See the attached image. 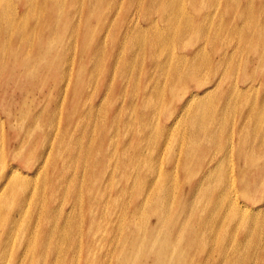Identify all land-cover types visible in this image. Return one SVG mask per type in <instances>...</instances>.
<instances>
[{"label": "bare ground", "instance_id": "obj_1", "mask_svg": "<svg viewBox=\"0 0 264 264\" xmlns=\"http://www.w3.org/2000/svg\"><path fill=\"white\" fill-rule=\"evenodd\" d=\"M7 1L0 0L1 94L6 93V85L9 86L10 82L17 81L15 77L21 71L34 73L38 81L41 80L39 77L44 70L50 71L52 78L55 73L63 78L72 76L75 60V56L72 57L75 48L73 42L63 46L59 53L61 56L59 63L51 64L53 60H49L48 69L44 68L46 65L41 64L44 59L53 55L58 57V45L63 34L73 37L82 36L83 42L80 47L89 54L88 65L85 62L78 65L74 88L64 91L70 95L66 99V106L74 111L69 112L65 117L64 128L59 134L53 133L58 120L56 113H53L49 120L51 125H40L37 119L33 122V125L42 129L40 137L27 134L21 140L15 139L11 130L9 134L3 132L5 135L2 136L0 133V170H2L0 198L20 200L22 194H27L32 189L29 182L32 179L38 180L42 170L47 166L54 169L57 161L63 159L61 157L63 152L67 158L72 156L71 160L75 164L82 163L85 159L92 164L88 168L89 179L91 183L97 185L95 188L90 186L87 189L85 195L89 199L93 198L94 192H97L99 198L104 201V206L110 203L120 209L126 204L124 195L132 199L131 205L127 204L124 207L126 216L123 223L128 230L136 229L138 235L141 230L145 232L146 229L148 230L147 244H143L140 251L142 255L148 252L151 260L155 261L148 263L149 259L138 256L139 253L135 254L133 251L130 253L133 255L132 258H124V255L120 257V260H127L120 261L121 264H170L169 260H177L175 264H191L196 260H203L202 264H246L243 261L248 260V256L254 264H264V208L254 210L258 201L249 203L244 195H241L243 193L240 194V189L244 190L250 183V180L248 184L244 180L247 176L245 174L247 165L257 168L258 172L263 168L259 163L264 158V0H246V3H243V0H202L201 3H197L200 5L197 12L188 18L184 26L170 25L177 15L176 12L181 16L182 11L167 8L169 0H149L152 8L158 7V19L167 25L169 23L168 29L160 30L154 27L155 22H152L151 25L139 27L134 31H130V24L135 16L133 9L138 10L141 18L149 16L141 9L143 0H120L123 2L120 9H116L119 0L89 2L21 0L23 2H21V10L8 9ZM219 2H223L226 7L219 5L216 11H212L210 4ZM172 3L173 0H170L169 7ZM223 8L224 11L233 8L232 13L226 20L218 19L213 26L210 21L215 19V15L220 16ZM98 12L103 14L97 22L93 15ZM14 13L16 15L22 13L19 16L21 21L19 24L15 22ZM113 13L116 15L111 19ZM83 18L84 29L77 27L78 22L83 21ZM181 18L184 19V15ZM107 22L108 25L105 26ZM92 23L96 25L91 30ZM114 25L118 29L121 26L120 33L124 35L119 48L129 45L131 51L133 49L135 51V56L132 54L121 59L123 73L125 72L123 67L128 69L134 66V61L143 51V45L150 51L152 58L149 60L152 64L149 70L156 65L155 76L145 75L143 79L149 83L156 82L158 71L161 69L164 73L168 64H171L169 80L178 79L182 84L178 93L181 99L180 108L175 109L171 114L172 122H179V117L185 114L182 109L184 106L189 107L188 110L191 109V115L185 118L189 132L182 133L183 135L178 133L173 137L175 143L178 141L183 143L181 149L187 158L184 162L186 171L183 172V191L180 196L178 195L172 209L169 203L153 207L154 201L144 202L143 196L156 193V187H151L148 191L147 182L137 184L128 181L131 169L137 167L139 163L144 168H139L137 178L145 179L148 169L153 165L151 159L141 154L142 133L148 131L144 113L147 109H153L145 104L141 110L142 115H133V109L136 107V97L139 99L156 97V88L149 90L147 86L142 88L139 83L134 82L135 86L129 91L128 78L124 79L121 87H116L112 91L113 96L120 94L118 105L122 108L115 111L112 126L104 128L96 138L90 135L93 125L89 117L86 116L81 121L77 114L84 112L86 101L95 100V93H89L87 88L96 80L101 68L105 69L103 80L107 81L110 80L112 73L118 70V54L110 61L107 57L104 58V54H98V51L104 53L106 51V44L100 38L104 26L111 28ZM130 32L134 34L132 40L128 42L126 38ZM147 35H150V39L144 38ZM176 38L180 42L178 56L172 54L169 48V44ZM245 42H250L249 49L255 53L251 65L239 64L237 60V54ZM22 47L25 54L20 52ZM208 47H210L209 51H207ZM103 62H109L111 67H104ZM56 92L62 94L63 88L56 86L54 93ZM76 97L77 101L74 99ZM125 103L131 108L128 122L132 127L131 133L124 138L134 136L137 137V141L121 144L119 128L127 113L124 108ZM152 103L153 100L148 101L149 105ZM109 104L110 102L105 103L103 110L106 111ZM93 111L94 109L91 108L90 112ZM36 112L37 110L32 113ZM21 114L25 116L24 111ZM79 121L83 128V137L70 135L72 127L76 123L79 125ZM225 124L229 127L224 129ZM49 139H52L50 144L47 143ZM147 149L149 150L150 147L148 146ZM154 149L155 147L150 151ZM87 151H90V157L86 158ZM195 151H199L201 156L193 160ZM205 153H213L211 161L203 157ZM137 154L139 161H136ZM26 157L32 158V161L26 163L29 166L21 167L27 169L26 171L32 170V177L23 174L12 164H6V160L20 161ZM61 163L59 167L61 169L54 171L55 177H51V181L44 180L43 188L50 184V197L46 202L34 208L33 204H30V210L14 211L12 218L7 215L3 217L0 222L3 234L10 235L12 230L7 231L9 225L38 214L35 218L37 227L41 226L45 217L47 222L46 228L39 229L37 235L43 244L48 241L54 243L53 240L57 237H68L74 244L77 243L78 233L75 228L66 231L64 228H52L51 224L55 217L59 216L63 220V213L60 215L54 213V208L60 198L70 195L69 191H63L66 181L70 179V187L73 186L70 193H75L78 184V180L74 177L60 173L66 168L64 162ZM171 166L168 174L175 167L173 163ZM112 167L113 172H110L109 169ZM195 173L199 174L198 179ZM114 181H117L120 187L114 195L109 196L113 189L108 191L107 189ZM256 183L257 177L253 179V184ZM262 196L261 203L264 202V195ZM80 197L83 195L80 194ZM144 208H150L152 216L148 227V216L144 213ZM132 209L134 213L129 215ZM5 210V206H0V212ZM196 212H198L197 218L194 215L184 221L187 214ZM135 214L138 218L143 215L145 220H140L142 216L135 221L133 219ZM99 216L101 214L96 211L92 217L89 230L92 245L103 244L106 241L104 233L110 232L112 235L117 230L115 224L96 223V217ZM169 221H171L170 232L162 229ZM218 227L225 229L222 240L217 237ZM18 233H23L24 237L28 236L27 231H18ZM240 235L246 236L245 239L239 240ZM175 236L177 238L173 240ZM61 246L62 244L59 243L54 245L53 249H49L48 253L52 252V257L46 260H60V264L68 263L67 259L70 263L76 261L79 254L73 253L71 256L62 255V257L58 255ZM0 247V264H7L4 260L12 254L8 251L9 244L0 242ZM27 257V253L19 258L12 255L14 261L11 264H25ZM51 264L54 263L51 261Z\"/></svg>", "mask_w": 264, "mask_h": 264}, {"label": "rangeland", "instance_id": "obj_2", "mask_svg": "<svg viewBox=\"0 0 264 264\" xmlns=\"http://www.w3.org/2000/svg\"><path fill=\"white\" fill-rule=\"evenodd\" d=\"M6 1V0H4ZM23 1V0H22ZM21 0H8L9 7L8 9L14 8L15 10H21V4L23 3ZM90 0H86V2H89ZM170 1V0H169ZM169 1L167 3V8H170V10L173 11H182V15H184V19L181 18V16L178 15L176 12L175 19L171 22L170 25H186V21L189 17H192L195 12H197V8L200 7V5H197V3H201L202 0H173L172 5L169 7ZM22 2V3H21ZM123 2L118 3V6L116 9H120ZM243 3H246V0H243ZM222 5L224 8L226 5L223 2L210 4V9L212 11H216V8ZM224 8L222 10V13L220 16L215 15V19L211 20L210 23L213 24V26L216 25V22L218 19H224L226 20L229 15L232 13V9H228L224 11ZM13 9V10H14ZM141 9L144 13L148 14L149 16L143 17L147 18L148 20L153 21H147L140 17L139 12L137 9H133V12L135 14L133 18L131 26V30L138 29L139 27H146L147 25H151L152 22L154 23V27H157L158 29H168V25L165 24L162 20L158 19V7L152 8L149 0H143V4L141 6ZM15 14V13H14ZM22 13H19L18 15L15 14V22L20 23L19 16ZM103 12H98L93 15V17L96 18V21L98 22L100 20V17L102 16ZM116 15V13H113L111 16V19ZM0 16H1V10H0ZM77 27H85V21L83 18V21L80 23L78 22ZM96 23L91 24V30L94 29ZM108 25V22L105 24V26ZM120 25V24H118ZM100 34V38L104 40L106 44V51L101 52L98 51V54L103 55L104 58L107 57L110 61L116 54H118L119 57V65L118 70L110 76V80H103V74L105 72L104 68H101V70L97 74L96 80L92 83V85L87 88V91L89 93H95L96 98L93 101H86L85 110L84 112L77 113L79 116V119L82 121L86 116L89 117V120L92 122L93 129L90 132V135L94 138H96L98 135H100L103 132L104 128H109L112 126L113 118L115 115V111L119 108H122L118 105L120 94L112 95V91L116 87H121V83L124 79L128 78L127 84H129V91L132 90V88L135 86L134 82L136 84H140L142 88L148 87L149 90H153L154 87L157 90L156 97H151L148 99H139L136 97V107L133 109L134 114L133 115H142L141 110H143L144 105H148L151 109H147L144 113L146 116L145 121L147 122V129L148 131L142 133V141H143V149L141 154L143 157L147 159H151L153 162V165L149 171L147 172V175H145L144 178H137L138 170L139 168H144L140 163L137 167L131 169V173L129 175L128 181L130 183H137V184H143L144 182H147V188L148 191L154 187L157 188L156 193L154 194H146L143 196L144 202L154 201L155 204L153 207H156L157 205H163L165 203H169L171 206V209L173 208V204L175 200L177 199L178 195L183 191V182H184V175L183 172H185L184 162L187 158V155L183 154V151L181 149L180 141L174 142L173 137L174 135H177L178 133H185L189 132L187 121L185 118L187 116L191 115V109L188 110L189 107L184 106L185 114L183 116L179 117V122L174 123L172 122L171 114L175 111V109L180 108L181 99L178 97V93L180 92V89L182 87V84L180 80H169L168 75L172 70L171 64H168L167 69L165 72H161V69L156 74V82L152 81L149 83L147 80H144V76H155L156 73V65L149 70V67H152V64L149 62L151 58V54L149 50H146L145 47L142 45V52L139 55L138 59H136L133 63L134 66L131 68L125 69L123 67V71L121 70V59L123 57L128 56H135V51H131L130 46H125L122 48H119V44L121 39L124 37L123 34L120 33L121 26H119V29L116 25L113 27H105ZM211 26V25H207ZM188 27V26H187ZM185 28V27H184ZM176 31V30H175ZM174 31V32H175ZM127 33V32H124ZM133 32H130L127 36V41L130 42L133 37ZM171 34V33H169ZM193 35L190 36L192 38ZM144 38L150 39V35L145 36ZM96 39V38H95ZM179 39L182 41V38L179 37ZM179 39L176 38L173 42L169 44L170 51L175 56H178L180 53V42ZM69 42H73L75 45L74 50L72 51V57L75 56V60L73 62L74 71L72 76L63 78L61 76H58L55 73V76L52 78L50 71L44 70L42 72L41 80L35 79L34 73H29L28 71H21L18 73L15 77L16 82L15 83H9V86H5V94L0 93V133L1 136L5 134H9L10 130L13 131V135L15 136V139H23L25 137L24 135L27 134H33L35 137H40L42 129L36 125H33V122L37 119L38 123L40 125H51L49 120L53 113L57 114V122L55 123L53 133H60V131L64 128L65 125V117L69 112L74 111L71 108H67L66 106V99L69 94H66V90H70L74 88V80L77 73L78 65L81 62H85L88 65V54L89 52H85L80 47L83 42V37H73L69 34H63L60 38L59 45H58V57L53 55L50 58L44 59L41 64L46 65L44 68H49L50 61L51 64L59 63L61 60L60 51L63 48V46H66ZM87 42H89L88 36H87ZM250 42H245L241 46V50L238 52L237 60L239 64H253L255 53L251 52L252 50L249 49L251 46L249 45ZM132 45V44H131ZM188 46V45H187ZM133 47V46H132ZM189 47V46H188ZM118 50L116 51V49ZM210 50V47L207 48V51ZM20 52L24 51V47L20 50ZM34 55L35 52H33ZM103 58V60H104ZM103 66L108 68L111 67V64L109 62L104 63ZM59 67V64H58ZM40 73V71H39ZM189 85V84H188ZM187 85V87H188ZM56 86H60L63 88V93L58 94V92L54 93V88ZM4 97V98H3ZM76 101L78 98H74ZM149 100H153L152 104H148ZM110 102L108 108L103 110V106L105 103ZM127 103V101H126ZM125 103V104H126ZM23 106H26L25 108H22ZM155 106V108H154ZM94 109L93 112H90V109ZM126 110V116L123 119L122 124L120 125L119 131H120V143H132L137 141V137L130 136L128 138H124V136H128L129 133H131V125L128 122L129 118V105L126 104L124 106ZM36 113H32L36 111ZM24 111L25 116H23L21 113ZM41 112V113H40ZM107 112V113H106ZM40 113V114H39ZM85 113V114H84ZM38 114V115H37ZM32 125V126H31ZM186 125V126H185ZM185 126V128H184ZM229 125L225 124L224 129L228 128ZM5 134H4V133ZM18 134V135H17ZM20 135V136H19ZM70 135L72 136H82L83 137V128L82 125H79L76 123L71 131ZM183 135V134H182ZM14 139V140H15ZM52 139L47 140V143L50 144ZM166 140V141H165ZM165 141V142H164ZM148 146L150 149L148 150ZM155 149L153 151H150L152 148ZM122 146H120V149ZM36 149V147H34ZM202 149V148H201ZM201 156L199 151H195L193 153V160L198 159ZM213 153H205L204 158H209V161L213 158ZM62 160H58L55 164L54 169L50 166H47L42 170V174L39 177L38 180L32 179L29 184L32 187V189L27 194H22L20 196V200L11 199V200H4L0 198V206H5L6 210L4 212H0V222L3 220V217H6V215L9 218H12L14 216V211H24V210H30L29 205L33 204V208L43 202H46L47 198L50 197V184L43 188L44 180L51 181V177H55L54 171H57L60 167L61 162H64L63 165H66L65 169H62L60 173L67 175L68 177H74V179L78 180V184L75 189V193H70L72 191V187H70L71 182L70 179L66 181V185L64 186L63 191H69L70 194L68 197L60 198L59 201H57L56 207L54 208V213H63V220L58 217H55V219L51 222L52 228H64L66 231L70 230L72 227L75 228L78 233V241L76 244L71 239L57 237L55 238L53 242L48 241L43 244L42 240H39L37 235L39 234V229L46 228L47 222L46 217L43 219L41 226L37 227L35 218L38 215L28 216L24 220L17 221L16 223H13L8 226L7 231L10 230V235L7 236V234H3V228L0 227V242L8 243L9 244V253L11 256L8 258H5L4 263L11 264L14 260H12V255L17 256L18 258L24 254L27 253L28 257L26 258L25 264H47L51 261L54 264H60V260H46L48 258H51L52 252H49V249H51L54 245H57L59 243L62 244L60 250L57 252L58 255L62 257V255H69L71 256L73 253L79 254L76 261L71 262L68 260V263L66 264H121L120 261H127V260H120V257L124 255V258H132L133 255L130 254L131 252L135 251L138 252V256H141L143 258L149 259L147 262H154L155 260H151L150 255L148 252L145 255L141 254V247L143 244H147L148 240V230L146 229V232L141 230V233L138 235L136 233V229H130L128 230L125 227V210L124 207L127 204L131 205L132 199L129 198L127 195H124V202L126 203L121 209L118 206H113V204L110 205V203H107V205L104 206V201H102L99 198V194L97 192H94L92 194L91 199H89L85 193L87 189L92 186L93 188L96 187L97 184L91 183L89 179V172L88 168L92 165L90 162L85 159L82 163L75 164L74 161L71 159L72 156H67L65 153H61ZM90 157V151L86 152V158ZM32 161V158L26 157L25 159L22 158L20 161L17 160H6V164H12L14 167L19 168V171L23 174H27L28 176H33V171L22 168L21 166H29L26 163H29ZM136 161H139V154H137ZM175 166L174 169L170 174L167 172L171 171L170 168H172L171 164ZM192 163V161H191ZM260 165H263L262 171L258 172L257 168H251L247 165L248 169L245 172L247 176L244 177V180H246V183H249V187L243 189H240V194L244 195V198L250 203L252 201H258V203L255 204L254 210H262L264 208V202L261 203V198L264 195V158L260 160ZM25 165V166H24ZM110 172H113V167L109 169ZM28 172V173H27ZM0 173H2V170H0ZM197 174V179L199 178V174ZM49 176V177H48ZM117 176V175H116ZM114 176V177H116ZM257 177V183L253 184V179ZM195 178V176H193ZM55 180H52L54 182ZM70 187V188H69ZM120 184L117 181H114L111 183L107 189H113V192L111 194H108L109 196L114 195L117 190L119 189ZM60 190V189H59ZM80 194L83 195V197H80ZM215 199V197H212ZM201 200V199H200ZM199 200V201H200ZM198 202V198L196 200ZM110 205V206H109ZM170 209V210H171ZM168 210V211H170ZM96 211H98L101 216L96 217L95 222L96 223H104V224H115L116 226V232L111 235L110 232H105L104 237L106 241L103 244L96 243L95 245H92L91 238L89 234L90 226L92 225V217L96 214ZM134 213V209H132L129 213V215ZM144 213L148 216V223L147 227L150 225V219H151V213L150 208H144ZM128 215V216H129ZM198 215V212L195 214H187L184 218V221L192 216ZM261 215V213H260ZM143 216V215H142ZM141 216V217H142ZM141 217L138 218V215L135 214L133 216V219L137 221ZM215 219V218H214ZM141 221L145 220V217L143 216ZM11 226V227H10ZM171 228V221H169L162 229L167 230ZM18 231H27L28 236L24 237L23 233L19 234ZM225 229L217 228V237L222 240L223 239V233ZM246 233V230H244ZM166 232V233H168ZM165 233V234H166ZM245 235V234H244ZM240 235L239 240H244L246 236ZM165 236V235H164ZM177 236L173 238L175 240ZM183 244V241L181 242V245ZM53 249V248H52ZM91 250V251H90ZM1 252V247H0ZM1 255V254H0ZM183 256V255H182ZM181 256V257H182ZM23 259V257L21 258ZM170 264H175L177 260H169ZM203 260H196L195 262L191 264H202ZM246 264H254L252 260H244L243 261Z\"/></svg>", "mask_w": 264, "mask_h": 264}]
</instances>
